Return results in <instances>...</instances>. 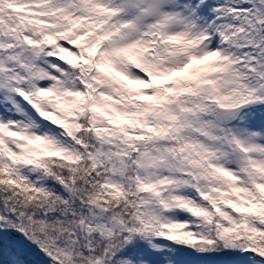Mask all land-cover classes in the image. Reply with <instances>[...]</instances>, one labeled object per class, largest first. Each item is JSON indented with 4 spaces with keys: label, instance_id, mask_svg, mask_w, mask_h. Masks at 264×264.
Segmentation results:
<instances>
[{
    "label": "snow or ice",
    "instance_id": "1",
    "mask_svg": "<svg viewBox=\"0 0 264 264\" xmlns=\"http://www.w3.org/2000/svg\"><path fill=\"white\" fill-rule=\"evenodd\" d=\"M0 264H264V0H0Z\"/></svg>",
    "mask_w": 264,
    "mask_h": 264
}]
</instances>
